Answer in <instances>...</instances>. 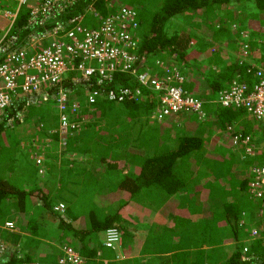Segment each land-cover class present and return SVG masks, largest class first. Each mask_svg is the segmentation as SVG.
Masks as SVG:
<instances>
[{
    "label": "trees",
    "instance_id": "1",
    "mask_svg": "<svg viewBox=\"0 0 264 264\" xmlns=\"http://www.w3.org/2000/svg\"><path fill=\"white\" fill-rule=\"evenodd\" d=\"M105 3L98 0L102 12ZM234 5L240 6L237 16ZM135 6L141 26L137 70L163 72L157 59L179 67L185 75L183 86L203 98L204 115L183 112L160 121L152 115L157 97L148 89L146 99L122 101L109 99L99 89L101 94L89 104L87 90L78 87V93L83 94V111L94 120L77 141L75 135L68 137L67 149L94 158L92 164H98L99 159L98 173L76 165V170L68 168L64 176L66 167L54 163L50 165V174L54 173L56 179L48 182L38 166L18 152L23 135L16 128L29 122V126L43 123L47 130L51 120L58 121L59 108L56 114L50 107L51 98L40 104L42 99L32 101L19 88L12 105L6 109L8 116L0 122V223L14 221L18 216L17 222L30 237L28 246L36 248L39 256L42 253L56 256L58 247L66 243L73 246L68 242L71 236L87 239L86 244L80 243L88 264H95L97 258L98 264H102L101 258L106 253L100 252L98 246L100 242L103 245L101 230L119 228L124 252L134 241L139 242L127 229L131 221L124 210L133 202L159 210L156 220L144 232L143 242L149 253L152 249L154 253L171 252L172 260L188 261L193 254L195 260L190 264H264V237L253 238L250 230L258 215L261 218L263 209L262 202L250 195L251 169L257 163L264 165V153L249 156L241 147L232 149L235 133L228 128L233 125L244 136L252 135L254 143L262 144L264 127L252 134L247 123L256 120L244 108L222 107L216 102L219 92L235 78L252 83V73L232 55L237 47L232 23L236 22L238 29L250 27V42L257 48L264 40V0H141ZM77 7L83 10L82 6ZM221 11L226 12L225 16H220ZM52 26V23L39 25V29ZM34 29L29 24V10L23 9L11 27L12 34L19 36L18 47L26 44ZM213 42L224 48L212 49ZM4 59L5 55L0 54V62ZM71 77L68 75L63 82L70 90L75 87ZM126 85L135 83L124 72L116 73L110 83L112 88ZM20 112L23 116L18 115ZM216 122L222 135L212 138ZM52 138L57 144L59 133H53ZM76 142L79 144L75 145ZM64 161L68 165L78 162L70 158ZM101 162L109 168L105 172H101ZM84 164L87 167L89 160ZM113 171L119 173L118 180L105 182V175ZM57 172L61 174L58 176ZM88 192L90 197L96 192L98 200L113 199L118 206L114 207L118 208L116 213L108 212L99 218L97 205L86 202ZM60 203L65 205L64 211L56 208ZM82 203L86 204L85 209L79 211L77 206L84 207ZM135 209L134 206L131 213ZM79 217L76 227L74 221ZM84 217L92 221L93 231L84 226ZM97 231L98 244L91 235ZM245 246L249 248L248 259L240 251ZM28 251L3 249L0 264H30L34 259ZM116 254L117 251L108 255L115 259ZM132 258L137 264H145L144 257Z\"/></svg>",
    "mask_w": 264,
    "mask_h": 264
},
{
    "label": "built area",
    "instance_id": "2",
    "mask_svg": "<svg viewBox=\"0 0 264 264\" xmlns=\"http://www.w3.org/2000/svg\"><path fill=\"white\" fill-rule=\"evenodd\" d=\"M6 1L14 2L15 8L4 9L9 25L0 35V54L5 55L0 62V79L3 80L0 85V122L8 116L6 109L12 105L19 88L32 101L49 97L57 103L59 118L55 130L64 145L68 137L79 130L72 115L85 108L80 97L72 96L73 90L78 87L87 90L86 101L89 104L101 94L99 89L106 92L104 96L119 101L138 97L146 99L149 93H145V90L148 89L157 97L158 104L153 108L152 115L160 121L183 112L204 115L203 98L183 86L185 76L179 67L157 59L156 63L163 72L137 70L139 62L136 51L141 26L136 6L125 5L119 0H104L105 7L113 8L102 12L98 9V0ZM77 6H82L83 10H77ZM23 9L29 10V24L35 29L26 44L18 47L19 36L12 34L11 27ZM86 14L98 19L97 27L84 25ZM49 23L53 26L40 31L39 25ZM232 30L235 31L238 45L235 58L252 73V83L241 77L235 78L228 88L219 92L216 102L222 107L244 108L264 127V42L260 41L258 47L253 48L248 30L238 29L236 22L232 23ZM49 36H56L57 39L42 49L33 47V42L44 41ZM94 62L96 65H93ZM118 72L131 75L135 86L110 87ZM68 75L72 76L75 84L72 90L63 85ZM228 128L235 133L232 144L235 148H243L249 156L264 153V142L254 143L250 135L244 136L233 125ZM36 156L37 163H41V157ZM250 194L253 199L262 202L261 213L264 215V165L255 164L251 169ZM56 208L64 211L65 205L60 203ZM14 224L13 221L5 222L10 229L15 228ZM251 235L253 238L264 237V227H253ZM121 243L122 232L119 228L106 229L103 240L106 248L116 249ZM61 248L63 254L58 264H88L78 246L65 245ZM242 252L243 258L248 259L249 248L245 247Z\"/></svg>",
    "mask_w": 264,
    "mask_h": 264
},
{
    "label": "rangeland",
    "instance_id": "3",
    "mask_svg": "<svg viewBox=\"0 0 264 264\" xmlns=\"http://www.w3.org/2000/svg\"><path fill=\"white\" fill-rule=\"evenodd\" d=\"M1 1H3V4H5V6H2L3 4H2ZM119 1L122 2L125 5H128V6L129 5L130 6L133 5V7H134L136 5V3L140 2L141 0H119ZM233 7L236 8V10L234 11L235 12L234 14H236V16H237L239 14L240 6H235L234 5ZM14 8H15V3L14 2H9V1H6V0H0V28H2L1 29L2 31L5 28H7L8 25H9V23L7 21L8 18H6L4 16V14H5L4 9H12L13 10ZM111 8H113V6H108V7L106 6L105 7L106 10L107 9H111ZM231 9H232V6H231ZM225 13H226L225 11H221L219 14H220V16H223V15L225 16ZM181 20H183V19H181ZM195 20H201V18H198V19L196 18ZM176 23H179V22L176 21ZM84 25L90 26V27H97L98 26V19H96L94 16L91 17L90 14H86L85 15ZM244 30H248L250 32L251 28L247 27L246 29L244 28ZM56 39H57L56 36H49L44 41L33 42L32 45H33V47L36 50H39V49H42L43 47H45L47 45H50L51 42L53 40H56ZM262 42H264L263 39H262ZM213 44L214 45H213L212 49H214V50H216L217 48H224V46H222L221 43L213 42ZM237 49H238V45H237L236 49L234 51H232V55L234 57H235V54H236L235 52L237 51ZM93 65H96V63L94 62ZM170 65H172V64H170ZM1 84H3V80L2 79H0V85ZM77 90H78V88H77ZM77 90H73L72 96L73 97H77V98L80 97L82 99L83 98V94L78 93L80 90H78V91ZM48 101H49V99H42L40 101V104L48 103ZM50 102L52 103L50 107L54 110V113L58 114L57 103L55 101H52V100ZM33 106H35V105H33ZM82 110H83V108H80V110L76 114L72 115L73 121H75L78 124V128H79V130L75 131L76 141L78 139H80L82 134H86V132L89 130L88 124L91 122V120H94V118H91L90 115L89 116L87 115V112H84ZM82 112L85 113V115H83ZM22 116H23V114H22ZM53 118H54V116H53ZM177 119H178V117H177ZM255 120L256 121L254 123H251V122L247 123L248 127L251 128V133L252 134L253 133H258L259 132V127H260L261 130H263V125L260 123V120H258V119H255ZM151 122L153 123V122H155V120L151 118ZM56 123H57L56 120H51L50 121L49 124L51 126L48 128L50 134L57 132L55 130L57 128V125H55ZM29 124H31V123L27 122V123L24 124V122H23V123L20 124L22 126H19L18 128H16L17 132L23 135L22 136L23 139H22L21 147L18 150V152H22V154H25L26 157H28L27 159L31 160L32 164L35 163L38 166V168L40 170V174L44 175L43 178H45L46 181H48V179H50V180L56 179L54 173L50 174L51 173L50 170L52 168V166L50 167V165L55 163L58 167H59V165L60 166L63 165L66 168L68 167L67 161L66 162L64 161L65 158H69V157H65L66 156L65 154H67V152L69 151L67 149L68 145H67V143L64 145L61 142L60 139L57 141V144H54V142H55L54 138H52V139L51 138H47L46 139L45 135L44 136L36 135L38 132L45 131V129H44L46 127L45 124L43 125V123H41V124L38 123V126H27ZM214 125H215L214 126L215 131L211 134L212 138L216 137L217 134H221L220 127H218V122H216V124H214ZM250 136L252 137V135H250ZM78 144H79L78 142L75 143V145H78ZM232 149H235L234 145H232ZM36 154L38 155V157H41V163H37ZM72 154H77V153H72ZM18 157H22L21 153H18ZM88 160L91 161V158L89 156H88ZM74 161H76V159H74ZM96 169H98V168H95V170ZM59 174H61V173L57 172L58 176H59ZM42 180L45 181L44 179H42ZM48 182H50V181H48ZM47 184L50 185V183H47ZM85 195L87 196V197H85L86 202L91 201V202H93V203H95L97 205V208H96L97 214L96 215L99 218H100L101 215H103V217H105L108 212L109 213L110 212L111 213H116V211L118 210V208H114L116 206V203L113 202L114 201L113 199H107V200H101L100 199V200H98V194L96 192H93L91 194V197H90L89 192L86 193ZM98 202H99V205H98ZM82 204H84V203H82ZM132 204H131L130 209L127 212H132V210L134 209V206L137 208V211H136V215L134 216V218H129L128 220L131 221V222H133L135 220H139V225H136V226L138 228H140L141 230H143V231H148V228L150 227V224L156 220V215H157V213L159 211L158 208H156V206H155L154 208L150 209L147 206L146 207L145 206L143 207L142 205L139 206L138 204H134L133 202H132ZM85 205L86 204H84V207L79 205V206H77V209L79 211L83 210V208L85 209ZM121 211H122V209H121ZM17 219H18V216H17V218H13L12 219L16 223V224H14L15 228L12 229V230H6L5 228H1L0 227V250H2L3 248L13 249V247H15V248L24 247V245L27 243L26 239L28 238V235L21 234L22 229L20 227V224L17 222ZM79 221H80V217L74 221V226L77 227L79 225ZM84 221L86 222V224L84 225L85 227H89L90 228L92 226V221L90 219H87V218L84 217ZM3 224L5 226V222H3ZM18 228H20L21 231ZM23 230L25 232H27L25 229H23ZM90 230H92V228H90ZM125 230H127V229L125 228ZM50 232H57V231H50ZM104 233H105L104 230H101L99 232V237L101 238V240L104 238ZM91 235L95 238V240H97V244H98V231L96 233L92 232ZM57 237H59V236H57ZM70 239H71V241H68V242L71 245H73V246H78L80 248L81 254L83 256H85V253L83 251L84 249H83L82 245H83V243L84 244L87 243V239L80 240L78 237H74V236H71ZM55 241L58 242L57 240H55ZM80 242L82 243V245H81ZM65 245H63V246H65ZM98 246L101 247L100 249H102L103 251L107 252L108 254H113L114 252H116V250H114V249L112 250V249L106 248L104 245H102V242H100L98 244ZM26 247L27 248H24V250L25 249H30V247L28 245ZM53 247H54V245H53ZM61 247L62 246L58 247L59 253L56 256L54 255V253H42L39 256L38 250H36L32 254L33 259H36V258L39 257L43 261H46V260L51 261V260H53L54 262L52 264H58V260L60 258L59 256L63 254V251H62ZM81 247H82L83 250L81 249ZM119 247L120 246H118L117 248L119 249ZM120 250L122 252H124L122 246L120 247ZM145 260H148L149 264H153L152 258L149 259V257H145ZM148 261L146 262V264H148ZM125 263L136 264L138 262L136 260H129V259L122 260V261L119 260V261L113 262V264H125ZM38 264H44V263L43 262H39ZM97 264H98V261H97ZM154 264H158V260Z\"/></svg>",
    "mask_w": 264,
    "mask_h": 264
},
{
    "label": "crops",
    "instance_id": "4",
    "mask_svg": "<svg viewBox=\"0 0 264 264\" xmlns=\"http://www.w3.org/2000/svg\"><path fill=\"white\" fill-rule=\"evenodd\" d=\"M6 29V28H5ZM4 29V30H5ZM3 30V31H4ZM2 31V32H3ZM25 123H27V122H24V124ZM239 124H240V121H239ZM29 126V125H28ZM36 135H40V136H46V139L47 138H51L52 139V133L50 134L49 133V130H48V128H47V130H45V131H41V132H38ZM50 139V140H51ZM261 143V142H260ZM72 153H77V154H72ZM87 156V154H82V153H79V152H77V151H68L67 152V154H66V156L65 157H69L70 159H76V161H78L75 165H71V163L68 165V167L65 169L66 170V172H65V175L64 176H67V169L68 168H73V169H75L76 170V165L78 166V168L79 169H83L84 167L85 168H88V169H90L91 171H92V173H98V171H96L95 170V168H98V164H99V159H98V164H92V162L94 161V158H92L91 159V161H89V164H87V167H86V165L84 164V161L85 160H87L88 158L86 157ZM86 157V158H85ZM80 160V161H79ZM257 164H259V163H257ZM100 165L102 166V171L101 172H105L106 170H108L109 168L107 167V165L105 164V163H103V162H101L100 163ZM119 173L118 172H115V171H113L110 175H105V178H107V180L105 181V182H108L109 180H111V182L112 183H115V181L116 180H118V177H117V175H118ZM104 177V176H103ZM251 195V194H250ZM131 204L132 203H130V204H128L127 206H126V208H124V210L125 211H128L129 209H130V207H131ZM137 204V203H136ZM133 205V204H132ZM116 207H118L117 205H116ZM260 213H261V211H260ZM257 214H258V212H257ZM262 214V213H261ZM136 215V209L134 210V212L133 213H129V212H127L126 213V217L129 219V218H134V216ZM260 220V224H258V221ZM264 215L262 214L261 215V218H260V216L258 215V219H256L255 220V224H253V225H251V229L253 228V227H256V226H258V225H260V227H264ZM6 222V221H5ZM14 222V221H13ZM79 223H80V221H79ZM128 225V224H127ZM136 225H139V220H135V221H133V222H131V223H129V225L127 226V229H128V231L130 232V233H132L133 235H135L136 237H137V239L139 240V242H137V241H134V244H132L131 246H129V249L127 250V252H122L121 250H120V247L122 246V243H121V245H120V247H119V249L117 250V249H115L116 251H117V254L115 255L116 256V258L114 259V258H110L109 256L110 255H108V253L107 252H105L106 254H105V256H103V257H105V258H101V261H100V263H102V264H113V262H115V261H119V260H127V259H129V260H134L132 257H135V256H138V257H149V259H151L152 258V261H153V264L154 263H156V261L158 260V264H190V262L191 261H194L195 260V257H194V255L192 254V258H191V260L189 259V261L188 260H172L171 259V252H164V253H154L153 252V250L154 249H152L151 250V252L149 253L147 250H145V246H144V242H143V240H144V238H145V234L146 233H144L145 231H143V230H141L140 228H138ZM0 227L1 228H5L6 230H12V229H9L8 227H6V226H4V224L3 223H0ZM20 231H21V229L20 228H18ZM250 229V230H251ZM21 234H26V235H28L26 232H24L23 230L21 231ZM147 238V237H146ZM30 239V237H29V235H28V238L26 239L27 240V243L24 245V247H19V250L21 251V252H23L24 251V248H27L26 246L28 245V240ZM104 239V238H103ZM103 239H102V241H103ZM123 239V238H122ZM245 247H247V246H245ZM245 247H241V249H240V251L242 252L243 251V249L245 248ZM3 249H7V248H3ZM2 249V250H3ZM13 249H17V248H15V247H13ZM2 250H0V253L2 252ZM27 250V249H26ZM29 251V254H33V252H35L37 249L36 248H32V247H30V249H28ZM194 250V249H193ZM101 251H103L102 249L100 250V252ZM145 251V252H144ZM153 252V253H152ZM114 260V261H113ZM97 261H98V258L96 259V263L95 264H97ZM148 260H145V259H143L142 260V262H145V264H146V262H147ZM39 262H43L44 264H52L54 261L53 260H51V261H48V260H46V261H43V260H41V259H39V258H36V259H34L33 260V262H31L30 264H38ZM92 264V263H91ZM125 264H128V263H125ZM137 264V263H136ZM148 264H149V261H148Z\"/></svg>",
    "mask_w": 264,
    "mask_h": 264
}]
</instances>
